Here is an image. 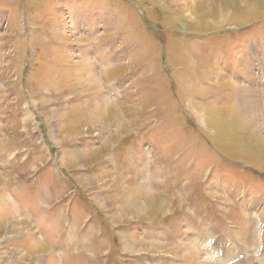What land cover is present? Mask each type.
Here are the masks:
<instances>
[{
    "label": "rangeland",
    "instance_id": "obj_1",
    "mask_svg": "<svg viewBox=\"0 0 264 264\" xmlns=\"http://www.w3.org/2000/svg\"><path fill=\"white\" fill-rule=\"evenodd\" d=\"M254 64L264 0H0V264H264Z\"/></svg>",
    "mask_w": 264,
    "mask_h": 264
},
{
    "label": "bare ground",
    "instance_id": "obj_2",
    "mask_svg": "<svg viewBox=\"0 0 264 264\" xmlns=\"http://www.w3.org/2000/svg\"><path fill=\"white\" fill-rule=\"evenodd\" d=\"M256 68H257V66H256V64H254L252 66L251 73H250L251 81L253 83H257V81L259 79V80H261L260 84L262 86H264V74L263 73L262 74H256V71H255ZM260 72H261V70H260ZM259 97L260 96L258 95V92L256 90H252V91L248 92V94H246L244 97H242L243 101H244L243 112L246 113V114H251V113L252 114H257L260 111V106H261Z\"/></svg>",
    "mask_w": 264,
    "mask_h": 264
},
{
    "label": "crops",
    "instance_id": "obj_3",
    "mask_svg": "<svg viewBox=\"0 0 264 264\" xmlns=\"http://www.w3.org/2000/svg\"><path fill=\"white\" fill-rule=\"evenodd\" d=\"M105 20H107V21H109L110 22V20H109V18L108 17H106L105 18ZM82 21H84L83 19H82ZM109 25L110 26H112V24L111 23H109ZM39 149H41V148H39ZM43 155V154H42ZM26 186L28 187L29 186V182H26ZM26 187V188H27ZM112 192V191H111ZM114 192V191H113ZM118 206V205H117ZM33 210H35V208L33 209ZM60 213V212H59ZM44 217L46 218V219H49V221H57V224L59 223V221L58 220H56V218H55V216L53 215V213H50V214H45L44 213ZM123 220V219H122ZM67 221V220H66ZM70 221H74V220H70ZM75 230V228H72L71 229V233H70V235H71V237L72 238H76L77 237V235H76V231H74ZM126 236V234H124L123 232H122V234H121V237L123 238V237H125ZM90 239V238H89ZM87 242L89 243V241H88V237H87ZM84 244H86V245H88L87 243H85V242H83L82 243V241H81V243L80 244H78V245H80V246H83L84 248L86 247ZM87 250L89 249V248H86ZM90 257H89V259H87V261H88V263L87 264H93L92 262L90 263ZM85 261H86V259H85Z\"/></svg>",
    "mask_w": 264,
    "mask_h": 264
},
{
    "label": "clouds",
    "instance_id": "obj_4",
    "mask_svg": "<svg viewBox=\"0 0 264 264\" xmlns=\"http://www.w3.org/2000/svg\"><path fill=\"white\" fill-rule=\"evenodd\" d=\"M263 221V220H262Z\"/></svg>",
    "mask_w": 264,
    "mask_h": 264
}]
</instances>
